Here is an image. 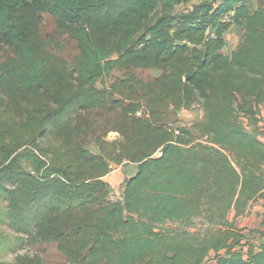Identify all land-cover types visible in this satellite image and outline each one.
Returning a JSON list of instances; mask_svg holds the SVG:
<instances>
[{
  "label": "trees",
  "instance_id": "obj_1",
  "mask_svg": "<svg viewBox=\"0 0 264 264\" xmlns=\"http://www.w3.org/2000/svg\"><path fill=\"white\" fill-rule=\"evenodd\" d=\"M189 2L0 0V200L21 248L55 243L58 264H203L211 251L215 264H264V245L243 255L228 220L264 198V130L241 121L257 125L264 106V4ZM231 24L241 43L226 54ZM62 41L72 65L50 49ZM194 104L202 139L189 141L176 122ZM124 161L137 171L113 200L104 177ZM197 220L226 227L187 230Z\"/></svg>",
  "mask_w": 264,
  "mask_h": 264
},
{
  "label": "rangeland",
  "instance_id": "obj_2",
  "mask_svg": "<svg viewBox=\"0 0 264 264\" xmlns=\"http://www.w3.org/2000/svg\"><path fill=\"white\" fill-rule=\"evenodd\" d=\"M193 2L198 3L199 0H195ZM253 7H260L263 6V0H255L252 1ZM186 5H180L175 8V12L182 10L183 8L187 7ZM43 34H52L53 33V24L51 22V18L49 16H45V22L42 27ZM241 35L242 30L239 27L231 24L228 26L225 36L226 42L223 47V52L229 54L233 49H236L240 46L241 43ZM50 49L53 53L60 55L69 65H72L76 56L75 48L69 44L68 42L62 41V45L60 47L53 48L50 46ZM2 59V53L0 52V60ZM136 74H139L142 77H153L160 73V70L155 68L150 69H137L135 71ZM121 75V71L114 69L109 75H104L100 82L99 86L102 83H110L113 79ZM203 116V111L200 108L199 104H194L192 107L188 109H182L178 114V124L180 126H184L188 128L189 133L185 136L186 140L189 141H198L201 140L202 137L199 136L197 131L193 128V124L197 121H200ZM241 121L243 122L244 126L246 127L249 125L246 118L242 117ZM119 137L116 132H109L107 135V139L111 140L114 138ZM89 148L93 151H96V146L91 142L89 144ZM125 165H130V162L124 161L122 164H112V169L109 172L108 179L110 180V184L112 188H110V198L113 200H121L123 198V191H124V184L125 180L127 179L126 175L121 174V171ZM119 169H121L119 171ZM127 170H131L130 167ZM117 173L119 177L117 176ZM124 173V170H123ZM132 173V170L129 171ZM121 174V175H120ZM228 214L230 216L231 212ZM6 203L0 200V262L3 263H14L15 258L17 255L21 254H29L32 255L34 253H38L48 264H58L63 259L61 254L58 252L55 243H41L38 242L36 244H25L23 248H21V244L23 245L24 242H21L18 237L19 234L15 232L11 227H9L6 223ZM230 218V217H229ZM164 227H178L179 229H186L194 232L198 229H205L208 227L209 229L217 230V229H224L226 227V222H221L220 224L208 225V224H201L199 220H197L196 226L193 227H184L180 226L177 223H169L163 225ZM223 252V251H222ZM215 253L211 251L209 256L206 258V264H213V257Z\"/></svg>",
  "mask_w": 264,
  "mask_h": 264
},
{
  "label": "crops",
  "instance_id": "obj_3",
  "mask_svg": "<svg viewBox=\"0 0 264 264\" xmlns=\"http://www.w3.org/2000/svg\"><path fill=\"white\" fill-rule=\"evenodd\" d=\"M195 0H190V4H194ZM197 1V0H196ZM202 1V0H199ZM219 3L221 0H216ZM255 1V0H251ZM256 8V7H253ZM226 42V36H225ZM180 112V111H179ZM178 112V114H179ZM256 117L258 118L257 125L250 124L246 126V129L249 132H253L256 126L259 127V131L264 130V106H261ZM178 123V122H176ZM260 139L264 141V134H260ZM132 170V173H129L131 170H127L129 168ZM121 169H119L120 171ZM124 170V173H123ZM137 171V164L130 162V165H125L121 171L122 176L126 175V177H130ZM120 174V175H121ZM117 176L119 177L118 173ZM109 173L104 177V179L109 183L110 188H112L110 184V180L108 179ZM125 185V184H124ZM111 193V192H110ZM230 217V218H229ZM228 220L233 222L234 225L240 230L243 234V241L246 242L245 245L240 246L239 251L246 255L248 249L253 247L255 250L259 249L261 245H264V198H256L252 200L246 209V211L235 217V211L233 210L228 216ZM215 264V261H212ZM203 264H206V259Z\"/></svg>",
  "mask_w": 264,
  "mask_h": 264
},
{
  "label": "built area",
  "instance_id": "obj_4",
  "mask_svg": "<svg viewBox=\"0 0 264 264\" xmlns=\"http://www.w3.org/2000/svg\"><path fill=\"white\" fill-rule=\"evenodd\" d=\"M230 20H231V13L227 15L224 19H222V21H230Z\"/></svg>",
  "mask_w": 264,
  "mask_h": 264
}]
</instances>
